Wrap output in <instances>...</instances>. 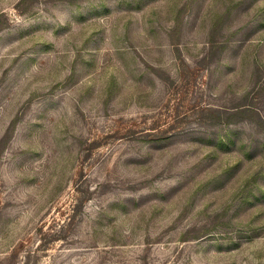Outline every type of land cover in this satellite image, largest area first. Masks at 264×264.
<instances>
[{"label":"rangeland","instance_id":"1","mask_svg":"<svg viewBox=\"0 0 264 264\" xmlns=\"http://www.w3.org/2000/svg\"><path fill=\"white\" fill-rule=\"evenodd\" d=\"M0 264H264V0H0Z\"/></svg>","mask_w":264,"mask_h":264}]
</instances>
